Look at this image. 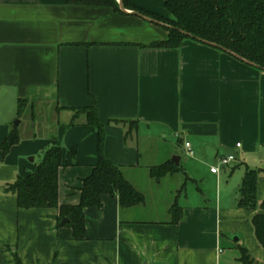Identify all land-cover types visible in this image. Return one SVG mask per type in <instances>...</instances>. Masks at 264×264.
<instances>
[{"label":"crops","instance_id":"0c3cea01","mask_svg":"<svg viewBox=\"0 0 264 264\" xmlns=\"http://www.w3.org/2000/svg\"><path fill=\"white\" fill-rule=\"evenodd\" d=\"M126 1L169 18L162 0ZM132 13L0 0V146L19 132L13 120L26 108L34 120L6 156L0 152V264H228L221 256L230 237L264 264L251 222L264 211L239 207L248 171L257 174V205L264 200V71L191 40L149 48L168 33ZM92 107L103 155L144 203L121 208L117 196H101L100 207L83 211L77 241L59 226V209H19L6 186L29 176L50 147L74 148L72 165L58 172L57 199L78 206L98 157L97 133L80 112ZM227 157L234 160L219 167ZM168 163L180 170L151 177ZM174 205L182 212L176 224Z\"/></svg>","mask_w":264,"mask_h":264},{"label":"trees","instance_id":"16d2710c","mask_svg":"<svg viewBox=\"0 0 264 264\" xmlns=\"http://www.w3.org/2000/svg\"><path fill=\"white\" fill-rule=\"evenodd\" d=\"M121 1L124 9L164 25L163 28L168 33L167 38L149 44V48L178 49L185 40H201L212 44V47L216 45L226 49L264 70V0H162L169 13L168 19L148 13L126 0ZM67 3L76 6L109 7L115 13L123 14L116 0H67ZM23 107L24 103L20 102L19 115ZM80 112L86 115L88 125L95 129L98 137L97 164L92 175L83 182L80 204L74 207H59L57 199L58 172L61 168L72 165L76 154L74 148L64 153L59 146L50 147L45 151L41 163L29 176L18 177L15 182L6 186V192L15 196L19 209H59V226L69 227L77 241L84 238L83 211L86 208L100 207L101 196H117L121 208L144 203L143 195L137 192L125 180L121 170L103 155V127L98 120L96 108H84ZM18 141V133L13 130L0 146L2 156H6ZM179 170L174 164L168 163L152 168L150 175L160 179ZM239 192L240 208H259L264 211V200L260 206L257 205L256 172H247ZM170 213L173 224L181 220L182 212L177 205L172 206ZM64 219L67 221L62 222ZM251 222L256 240L264 250V214L254 215ZM239 252V264H255L244 247L239 248Z\"/></svg>","mask_w":264,"mask_h":264},{"label":"rangeland","instance_id":"374dc122","mask_svg":"<svg viewBox=\"0 0 264 264\" xmlns=\"http://www.w3.org/2000/svg\"><path fill=\"white\" fill-rule=\"evenodd\" d=\"M47 114H49V112ZM16 122L20 123L18 133L24 135V132L27 131L25 128H27L29 126V124L31 125L34 122V120H31V114L29 111V107L25 109V111L21 114V116L18 119L13 120V124H15ZM35 122H36V120H35ZM47 125L50 126V123H48V121H47ZM18 137H19V135H18ZM173 187H174V182L170 184V187L165 186V188H167V189H170ZM165 188L162 189V195H164L167 192ZM228 237L229 236H226L225 238L227 240H229ZM241 247L243 248L242 243H234V237L233 238L230 237L229 241H225V243L222 244V248H223V252H224L221 256L222 259L227 260L228 264H238L236 259H238V257L240 256L239 255V253H240L239 248H241Z\"/></svg>","mask_w":264,"mask_h":264},{"label":"water","instance_id":"95a60500","mask_svg":"<svg viewBox=\"0 0 264 264\" xmlns=\"http://www.w3.org/2000/svg\"><path fill=\"white\" fill-rule=\"evenodd\" d=\"M118 3H119L120 10H121L123 13H125V9H124V7H123L122 1H121V0H118ZM132 14H133V15H137V16H139V17H141V18H143V19H145V20H147V21H149V22H153V23L158 24V25H163L162 23L157 22V21H155V20H152V19H150V18H148V17H146V16H143V15H141V14H139V13L133 12ZM185 35H187V34H185ZM188 36H189V35H188ZM198 42H201V43H204V44H207V45H211V46H212V44L207 43V42H204V41H201V40H198ZM213 46L216 47V48L219 49V50H222V51H224V52L230 54L231 56H233L234 58L240 60L241 62H243V63H245V64H248V65H251V66H254V67L260 69L259 67L255 66V65H253V64H251V63H249V62H247V61H245V60L242 59L241 57L237 56L236 54H234V53H232V52H230V51H228V50H226V49H223V48H221V47H219V46H216V45H213ZM260 70H261V69H260ZM263 71H264V70H263ZM173 161H174V163H175L176 165H178V159H177V158H176V160L173 159ZM63 221L66 222L67 220H63ZM235 241H237V240H235Z\"/></svg>","mask_w":264,"mask_h":264},{"label":"built area","instance_id":"2783aa9c","mask_svg":"<svg viewBox=\"0 0 264 264\" xmlns=\"http://www.w3.org/2000/svg\"><path fill=\"white\" fill-rule=\"evenodd\" d=\"M185 147H186V149H187V153H188V155H192V151L190 150V144H188V143L185 144ZM236 147L239 148L240 145H237ZM233 160H234L233 157L223 158V159H221L220 162H219V167H220V166H221V167H225V166H227L230 162H232ZM219 167L211 168V169H210V172L213 173V174H217L218 171H219Z\"/></svg>","mask_w":264,"mask_h":264}]
</instances>
